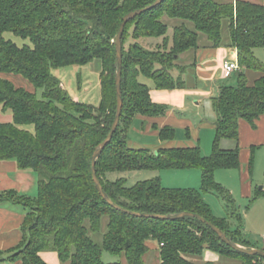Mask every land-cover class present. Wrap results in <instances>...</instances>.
<instances>
[{
	"label": "trees",
	"instance_id": "16d2710c",
	"mask_svg": "<svg viewBox=\"0 0 264 264\" xmlns=\"http://www.w3.org/2000/svg\"><path fill=\"white\" fill-rule=\"evenodd\" d=\"M156 1L0 0V74L20 76L34 87L30 92L0 77V106L13 115V122H0V162H15L20 170H32L39 176L35 197L15 190L0 193V206L12 204L26 212L22 239L17 246L0 250L1 262L47 264L40 254L54 251L67 264H106L105 252L124 255L129 264H145L148 243L155 241L161 264H195L189 258L201 257L205 251L241 264H264L262 256L227 246L197 218L135 217L111 207L96 188L92 156L108 136L117 112L115 41L127 14ZM164 16L183 23L171 29L163 22ZM8 32L30 39L32 45L18 46L5 38ZM200 34L214 47L235 49L240 67L234 72L237 85H223L212 98L217 114L212 154L203 156L200 147L160 148L157 152L130 147L129 132L137 116L160 117L169 110L152 100V88H185L187 67L178 61L182 54L198 49ZM122 46V116L111 142L96 161L105 192L114 203L133 212L197 214L235 244L253 249L244 234V217L232 193L217 183L215 173L241 167L239 124L246 121L256 129L264 116V63L256 56V49H264V5L243 0L226 4L164 0L126 24ZM95 60L102 63L98 106L75 100L52 72ZM247 71L260 77L250 83ZM142 77L152 85L143 83ZM25 125H33L35 132L23 129ZM159 136L162 141L174 140L176 130L167 126ZM223 140L234 141L236 147L222 149ZM253 163L254 155L249 161L251 174ZM188 169L201 171V190L166 188L160 178L132 187L124 178L108 179L114 172ZM208 193L223 198L227 217L214 214L204 199ZM262 196L264 192L257 190L253 201ZM104 218H108L107 230L98 243L92 235L101 234Z\"/></svg>",
	"mask_w": 264,
	"mask_h": 264
},
{
	"label": "crops",
	"instance_id": "0c3cea01",
	"mask_svg": "<svg viewBox=\"0 0 264 264\" xmlns=\"http://www.w3.org/2000/svg\"><path fill=\"white\" fill-rule=\"evenodd\" d=\"M236 1L238 0H224L222 4L235 3ZM243 1L264 5V0ZM191 52V56H188ZM181 59L184 61L182 62ZM232 60H238V54L235 49L230 47H214L209 40L203 41L202 44L199 40L198 49L182 54L178 63L181 66L187 67L184 76L186 82L185 88L175 90H159L152 88V100L155 103L167 105L169 110L160 117L137 116L133 120L129 132L130 147L136 149H149L153 152H157L160 148L200 147L202 154H211L213 148H211V142L215 139V120L217 119V114L212 104V98L218 96L223 85L234 84L233 78L237 77L236 73L227 74L223 70L224 62ZM97 72L100 82L102 64ZM55 76L57 77V75ZM246 76L250 83H253L260 77V75L254 71H247ZM0 77L11 80L17 87H22L30 92H34V87L20 76L0 74ZM62 79L66 81L65 77ZM200 81L205 83V87L202 89H198ZM226 82L230 83L226 84ZM191 89H195L196 91ZM215 94L217 95L215 96ZM191 98H194V103ZM204 103H211V108H208L211 119L207 121L206 119H200L199 112H197V114L194 113L197 109L200 110ZM6 112L7 111H4L0 106V122H13V115L10 114V112ZM194 114H196V116H193ZM167 126L176 130V137L174 140L162 141L159 132L162 128ZM178 129L185 131V138H182V135L177 133ZM134 134H139V136L143 135V137L137 139ZM239 135L241 169L243 170L240 169L239 171L237 185L241 191L242 198L250 199L254 197L257 192V183H255L257 181L254 179L253 173L251 174L249 172V161L251 156L254 155L255 163L259 161V165L261 166L262 164V155L260 154V156H258V152L261 150L257 152V149L264 146V116L258 121L256 129L252 128L246 121H241L239 124ZM149 137H151V139H149ZM224 141L226 140H223L221 143L222 149L231 150L235 148L231 146L228 147L227 145L223 147ZM23 171L24 170H22V172L19 171L15 162H0V193L15 190L22 195L35 197L38 191V179L35 176H31V174L30 176L25 174L26 172ZM26 180H30L31 184ZM230 189L233 191L232 188ZM261 190H264V187H262ZM261 201H264V196L256 199L250 210L244 213V234L254 247H259L257 242L264 247V227L260 229L261 231L257 233L258 235L249 233L251 232V227H249V219L251 217L257 222H264V211L259 210L264 208V202ZM25 214L26 212L22 210L20 206L12 204L0 206V250H9L20 243L22 239L21 225ZM251 234L254 238L250 237ZM148 246L150 251L144 257L145 264L147 263L146 257L153 251H157L156 257L159 256L160 258L159 245L149 242ZM40 256L47 264H67L62 263L58 253L54 251L42 252ZM195 258L196 257H190L189 259L195 264H241L238 260L224 258L212 251H205L200 257L201 260H195ZM159 263L161 264V259ZM0 264H22V261H0Z\"/></svg>",
	"mask_w": 264,
	"mask_h": 264
},
{
	"label": "rangeland",
	"instance_id": "374dc122",
	"mask_svg": "<svg viewBox=\"0 0 264 264\" xmlns=\"http://www.w3.org/2000/svg\"><path fill=\"white\" fill-rule=\"evenodd\" d=\"M216 1L219 3L224 2V0H216ZM162 20L171 29L176 27V26H180L183 23L181 20L171 19L168 16H164ZM187 25L190 29H194V25L192 23L187 22ZM226 34H227V31L225 29V35ZM5 38L7 40L13 41L14 43H16L20 47H23L25 45H29V46L32 45V42L30 41V39H24V38L15 36L13 33H10V32L5 34ZM205 40L208 41L207 36L204 34H200V43L202 44L203 41H205ZM220 48H224V46H221ZM191 54H192V52L189 53L188 56H191ZM256 56L260 61H262L264 63V49H262V48L256 49ZM181 61L183 62L184 60L181 59ZM101 64H102L101 61L95 60L94 62H92L91 64H89L87 66L73 65V66H68V67H64V68L54 69V70H52V72H53V74L57 75V77H59L63 81V83L66 86V89L68 90L70 95L75 100L83 102V103H88V104L92 103V105L95 106V105L99 104V101L101 98V86H100V82H99V75L97 72V70L100 68ZM63 77H65L67 82L62 79ZM233 79H234L233 85H237V81H236L237 77H235ZM141 81L143 83H146L149 86L152 84L151 80L146 79L144 77L141 78ZM189 81L192 82L191 80H189ZM227 83H230V82H226V84ZM227 85H230V84H227ZM198 87H199L198 89H202L203 87H205V83L200 81ZM191 90L196 91L195 89H191ZM39 94H40V91H39ZM216 95L217 94H215V96ZM83 99H85V100H83ZM193 100H194V98L192 99V102H193ZM209 107L211 108V103L210 104L204 103L202 108L200 110L197 109L194 113L197 114V112H199L200 113V119H206V121L210 120L211 115L208 113ZM8 112H10V114H12L11 111H7L6 113H8ZM196 114H194L193 116H196ZM22 128L30 131L31 133L35 132V127L33 125H25V126H22ZM177 133L179 135L181 134L182 138H185V131L178 129ZM134 136L137 139L143 137V135L139 136V134L138 135L134 134ZM149 139H151V137H149ZM212 142L214 144L213 140H212ZM212 142H211V145H212L211 148L213 147ZM226 145L228 147L229 146H231L233 148L236 147V143L234 141H231V140L224 141L222 146L224 147ZM212 150H213V148H212ZM212 150H211V154L213 152ZM258 150H261V151L258 152ZM257 152H258V156H260V154L262 155V164L260 166L259 161H256V163L254 161L252 172L254 175V179L257 181V182H255V183H257L256 189L264 192V190H261V188L264 187V146L257 149ZM211 154H209V155L203 154V155L204 156H210ZM259 159H260V157H259ZM240 169H241V167L239 169H219L215 173V178H216L217 183L221 184L224 188H226L227 190H229L232 193V195L236 201V206L238 207L239 212L244 217V213H246L250 210V208L253 206V204L256 200L253 201V197L250 199H243L242 198L241 191L239 190V188H238L239 186L237 185V183H238L237 181L239 179L238 175H239ZM241 170H243V169H241ZM19 171L22 172V170H20V169H19ZM23 172H26L25 174H27L29 176L31 174V176H35L37 179H39L38 174L32 170H26ZM120 178H124L127 180V186L128 187H132L139 182L151 180L154 178H160L162 185L166 188L201 190L202 173L199 169H188V170H163V171L138 170V171H126V172H114V173L108 174V179L111 181H116L117 179H120ZM26 181L31 184L30 180H26ZM229 187L232 188L233 191ZM204 199L211 206L215 215H217L220 218L227 217L226 204L220 195H218L216 193H208V194H204ZM261 202H264V201H261ZM20 208L22 210H24L22 207H20ZM259 210L264 211V208L259 209ZM107 224H108V218H104L101 234H93L92 235L93 239L96 242L101 243L102 235L107 230ZM232 224H233L234 229L237 228L236 221H232ZM243 224H244V228H245V217L243 220ZM249 225H250L249 227H251V230H250L251 232H249V233H252L254 235H258L257 233L259 231H261L260 229L262 227H264V222H257L255 219H252V217H251L249 219ZM252 234L250 235V237H253ZM259 235H261V234H259ZM150 242L156 244L155 241H150ZM257 244L259 247L263 246L262 244H260L258 242H257ZM156 255H157V251L151 252L146 257V261H147L146 264H160L159 263L160 258H159V256L156 257ZM199 259H200V257L195 258V260H199ZM103 262L106 264H110V263L129 264L124 255H115V254L107 253V252H105L103 254Z\"/></svg>",
	"mask_w": 264,
	"mask_h": 264
},
{
	"label": "water",
	"instance_id": "95a60500",
	"mask_svg": "<svg viewBox=\"0 0 264 264\" xmlns=\"http://www.w3.org/2000/svg\"><path fill=\"white\" fill-rule=\"evenodd\" d=\"M163 1L164 0H157L151 6L130 12L129 14H127L124 17V19L121 23L120 30H119V33L117 35L116 41H115L116 52H117V74H116L117 112H116L115 119H114V122L112 124L111 130H110L108 136L106 137V139L101 144H99V146L96 148V150L92 156V173H93V179H94L96 188H97L98 192L100 193V195L103 197V199L111 207L115 208L118 211H121L123 213L129 214V215H132L135 217H139V218H149V219H159V220H176V219H181L184 217H194V218H197L198 220H200L201 222L205 223L206 225H208L211 228V230L213 232H215L218 235V237L227 246H229V247H231V248H233V249H235L241 253L250 255V256H262V257H264V250L258 249V248L248 249V248H245V247H242L240 245L235 244L222 230H220L218 227H216L215 225L208 222L203 217H201L197 214L184 212V213H179V214L160 215V214L138 213V212L126 210V209L122 208L121 206L117 205L116 203H114L109 198V196L107 195V193L105 192V190L101 184V181L99 180V178L97 176L96 161L101 156V154L103 153L106 146L111 142V140H112L116 130L118 129L119 124H120L122 111H123V98H122V86H121V83H122V67H123L122 37H123V32H124L125 26L128 22L135 19L136 17L142 15L143 13H145L147 11H150V10L156 8Z\"/></svg>",
	"mask_w": 264,
	"mask_h": 264
},
{
	"label": "built area",
	"instance_id": "2783aa9c",
	"mask_svg": "<svg viewBox=\"0 0 264 264\" xmlns=\"http://www.w3.org/2000/svg\"><path fill=\"white\" fill-rule=\"evenodd\" d=\"M240 69L238 60H232V61H225L223 64V70L227 74H233L234 72L238 71Z\"/></svg>",
	"mask_w": 264,
	"mask_h": 264
}]
</instances>
